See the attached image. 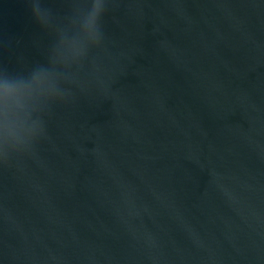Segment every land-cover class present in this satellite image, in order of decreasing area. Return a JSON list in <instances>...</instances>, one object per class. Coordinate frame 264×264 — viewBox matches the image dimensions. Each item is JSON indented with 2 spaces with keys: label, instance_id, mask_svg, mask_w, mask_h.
I'll return each instance as SVG.
<instances>
[{
  "label": "water",
  "instance_id": "water-1",
  "mask_svg": "<svg viewBox=\"0 0 264 264\" xmlns=\"http://www.w3.org/2000/svg\"><path fill=\"white\" fill-rule=\"evenodd\" d=\"M0 264H264V0H0Z\"/></svg>",
  "mask_w": 264,
  "mask_h": 264
}]
</instances>
